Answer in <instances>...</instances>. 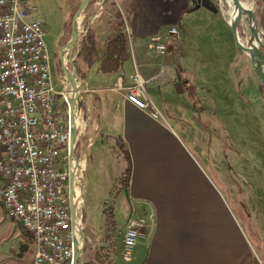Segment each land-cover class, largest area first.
Listing matches in <instances>:
<instances>
[{"label":"crops","instance_id":"1","mask_svg":"<svg viewBox=\"0 0 264 264\" xmlns=\"http://www.w3.org/2000/svg\"><path fill=\"white\" fill-rule=\"evenodd\" d=\"M83 1L31 0L37 8L35 17L45 29L46 45L51 42L56 45L51 58L56 79L61 77L62 72L59 49L62 46L64 49L71 38L74 17ZM112 1L102 0L107 9L95 13L87 25L81 26L86 11L80 13L79 37L74 46L78 54L86 29L94 31L98 49H102L104 42L117 31H123L128 38V56L121 70L117 73H104L98 69V63L87 67L77 58V54L74 62L78 85L83 86L80 96L84 98L85 114L91 119L93 135L88 139L96 140L100 134L111 142L112 147L119 140L124 143L131 161L128 196L146 214L138 215L145 218L146 225L131 259L120 263L116 257L115 263L253 264L244 236L211 178L196 166L161 122L126 99L123 89L129 84L127 76L136 65L147 82L150 98L153 88H157L160 98L163 91L167 97L174 98L190 93L192 86L188 76L182 77L175 71L180 66L184 75L189 72L188 66L182 61L184 41L180 44L167 43L166 54L158 56L150 37L159 34L166 40V31L170 26H179L184 36V14L200 9L208 15L218 12L197 7L193 0H122L117 12L112 9ZM81 27H85L84 30ZM132 38L135 47L129 43ZM91 70L93 74H90ZM121 73L124 75L119 80ZM189 74L193 77L192 73ZM193 96H196L195 90ZM102 112L110 115L112 129L107 130L106 126L102 129L96 123ZM76 117V127L82 133L85 126L80 121V111ZM2 155L0 147V158ZM117 159L123 163L120 174L124 162L121 157ZM4 218L11 221L8 231H11L16 248L6 254L0 253V264H31L35 252L31 236L20 223L7 215L0 203V219L3 221ZM120 245L117 246L119 255Z\"/></svg>","mask_w":264,"mask_h":264},{"label":"rangeland","instance_id":"2","mask_svg":"<svg viewBox=\"0 0 264 264\" xmlns=\"http://www.w3.org/2000/svg\"><path fill=\"white\" fill-rule=\"evenodd\" d=\"M121 1L113 0L112 9L118 12ZM253 6V14L259 23L261 0H253ZM81 8L86 11L81 26L87 25L95 13L107 9L102 0H89ZM183 26L184 36L177 26L180 38L168 37L166 43L184 41L182 61L193 77L189 72L184 75L180 66L175 71L182 77L188 76L191 92L174 98L167 97L163 91L160 98L157 88H153L151 98L159 110L155 119L168 129L196 166L211 178L244 236L253 264H264V87L237 49L231 28L219 13L208 15L203 9L187 12L183 16ZM241 30L244 31V27ZM244 32L247 38L248 32ZM129 43L133 47L136 45L133 38ZM47 45L52 56L56 45L52 42ZM261 50L264 55V49ZM55 55L57 57V51ZM73 56L71 49L65 65L70 73ZM93 73L91 70L90 74ZM64 74L63 68L62 81ZM82 87L78 85L76 105L85 128L79 133L76 127L75 149L78 162L85 155L78 185L82 197L79 208L86 236L85 253H90L105 242V208L111 207L113 211L116 230L110 232V239L117 246L121 243L130 210L134 216L146 214L134 202H129L123 191L116 192L113 188L116 175L123 167L122 160L114 157L119 151L117 144L112 147L111 142L100 134L96 140L88 139L93 133L91 119L85 114L84 98L80 96ZM58 109L63 113L64 104L60 98ZM96 123L102 129L106 126L107 130L113 126L106 112L99 114ZM1 221L0 253L6 254L15 250L16 243L8 231L11 221L7 218ZM117 257L120 263L125 262L118 253Z\"/></svg>","mask_w":264,"mask_h":264},{"label":"built area","instance_id":"3","mask_svg":"<svg viewBox=\"0 0 264 264\" xmlns=\"http://www.w3.org/2000/svg\"><path fill=\"white\" fill-rule=\"evenodd\" d=\"M36 10L31 0H0V203L31 236L35 245L31 264H83L86 236L81 211H75L73 172L78 158L76 141L70 138L69 101L63 96L61 77H54ZM166 32L173 40L180 38L176 26ZM150 41L156 55L166 54L165 38L155 34ZM127 77L126 99L158 118L136 65ZM145 225L143 216H134L133 211L128 216L120 245L123 260L131 259Z\"/></svg>","mask_w":264,"mask_h":264},{"label":"trees","instance_id":"4","mask_svg":"<svg viewBox=\"0 0 264 264\" xmlns=\"http://www.w3.org/2000/svg\"><path fill=\"white\" fill-rule=\"evenodd\" d=\"M261 2L262 11L259 25L264 30V0H261ZM127 56L128 38L121 30L109 37L104 42L102 49H98L96 47L94 31L92 29H86V33L81 38L77 54V58L87 67L92 66L94 63H98V69L104 73L119 72ZM116 144L119 151L114 157H121L124 162V168L116 177L115 183L113 185V188H116V192H119L127 189L128 187L131 172V161L129 152L124 143L119 140L116 142ZM104 216L105 230L107 233L105 236V242L90 250V253H85L83 264H116L115 260L117 257L118 248L116 243L110 239V232L116 230V222L111 207L104 209Z\"/></svg>","mask_w":264,"mask_h":264},{"label":"water","instance_id":"5","mask_svg":"<svg viewBox=\"0 0 264 264\" xmlns=\"http://www.w3.org/2000/svg\"><path fill=\"white\" fill-rule=\"evenodd\" d=\"M88 1L89 0H84L81 3L80 8L83 7L85 4H87ZM230 1L232 5L239 11V14L241 15V17H245L247 21L254 26V29L257 31V33H259L262 30V28L260 27L258 20L256 16L253 14V12L243 7L241 4V0H230ZM193 2L194 3L196 2L197 7L202 6L214 13L218 12L223 17L225 23L229 25V27L231 28L234 42H235L237 49L241 52V54L246 59V61L252 66L254 72L256 73V75L258 76L260 80L261 85L264 87V55L261 50V48L264 49V36L263 38H261L259 37L258 34H255L251 29H248L249 35L246 38L244 36L245 32L241 30V27H243V25L239 17L231 18L226 14V9H228L229 6L226 4L225 0H214V2L212 0H195V1L193 0ZM78 37H79L78 30H76L75 27L73 26L71 38L66 43V46L72 47V45L76 42ZM252 40H254L256 44V52L253 51L252 48L249 47L248 45V43L249 42L251 43ZM254 52L258 53V55H260L262 59H259L256 55H254ZM59 57L61 60L62 59L61 53H59ZM71 66H72L71 83L74 85V95L73 96L74 98H76L79 95L78 94L79 92H78V86L75 85L76 65H75L74 60L72 61ZM257 71L262 74L263 78L260 75H258ZM74 107H75L74 100L69 101L68 102V112H69V122H70L69 130H70L71 140H72V135L75 133L73 121L71 119V114L73 112ZM75 157L77 158L76 154H75ZM123 192L125 196L127 197V200L130 202L127 189H124ZM71 209L72 211H74V203H72ZM131 212H132V209L130 210V214ZM77 255H78V252H75V259L77 258Z\"/></svg>","mask_w":264,"mask_h":264},{"label":"bare ground","instance_id":"6","mask_svg":"<svg viewBox=\"0 0 264 264\" xmlns=\"http://www.w3.org/2000/svg\"><path fill=\"white\" fill-rule=\"evenodd\" d=\"M226 4L229 6L228 9H226V14L231 17V18H235V17H239L240 21L242 22V25L244 27V29L246 30V32H248V29H251L255 34H258L259 37L263 38L264 36V32L263 30H261L259 33H257V31L254 29V26L249 23L247 21V19L245 17H241V15L239 14V11L232 5L230 0H225ZM241 4L243 7H245L247 10H250L253 12V0H241ZM83 11V8H80V10L76 13L75 17H74V27L76 30H78V24L81 21V16L80 13ZM244 30V31H245ZM247 36L249 35L246 34ZM251 40V39H250ZM249 47L252 48L253 51L256 52V44L254 42V40L251 41V43H248ZM71 46L70 47H65L63 50H61V55H62V61H63V68L65 69V74L63 75V81L61 80V84L64 86L62 93L64 98L67 100L69 99V101H73L75 102V107L73 109V112L71 114V119L73 121V125H74V130L75 133L72 135V141H76V131L77 129L75 128L77 126V115H79V108L76 105L77 100L79 99V95L74 98V85L71 83V73L70 71L67 70L66 68V62L69 58V56L71 55ZM254 55H256L259 59H262V57L260 55H258V53H255ZM258 75H260L262 78V74L260 72H258ZM78 81L79 79L77 77H75V85L78 86ZM79 160V159H78ZM84 164H85V156H83L80 161L78 162L77 160L75 161V165H74V172H73V187H74V202H75V211L79 214L80 212V205H81V191L78 188L79 185V179H80V171L84 168Z\"/></svg>","mask_w":264,"mask_h":264},{"label":"flooded vegetation","instance_id":"7","mask_svg":"<svg viewBox=\"0 0 264 264\" xmlns=\"http://www.w3.org/2000/svg\"><path fill=\"white\" fill-rule=\"evenodd\" d=\"M214 2V0H212Z\"/></svg>","mask_w":264,"mask_h":264}]
</instances>
